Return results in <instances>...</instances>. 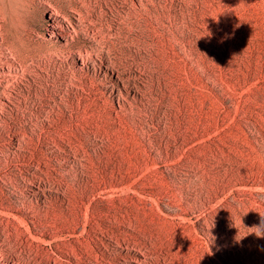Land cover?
Instances as JSON below:
<instances>
[{"label":"rangeland","instance_id":"1","mask_svg":"<svg viewBox=\"0 0 264 264\" xmlns=\"http://www.w3.org/2000/svg\"><path fill=\"white\" fill-rule=\"evenodd\" d=\"M15 5L0 264H264V0Z\"/></svg>","mask_w":264,"mask_h":264},{"label":"bare ground","instance_id":"2","mask_svg":"<svg viewBox=\"0 0 264 264\" xmlns=\"http://www.w3.org/2000/svg\"><path fill=\"white\" fill-rule=\"evenodd\" d=\"M16 0H0V28L3 30L1 31V35L5 44L6 50L9 52V56L13 58H19L22 52V40H21V31L19 28L15 27V22L19 18V11L16 9ZM80 16L78 20L84 19V11L82 9L75 10ZM86 15V14H85ZM71 27L77 29L75 24L70 18H67ZM57 23L53 25H57L61 27L62 30H65L64 25L57 19ZM9 22V23H8ZM8 30L10 34H7L5 30ZM54 34V32H53ZM10 42H9V41ZM1 71V70H0ZM4 72H0L3 74ZM7 95V93H6ZM11 97V96H10Z\"/></svg>","mask_w":264,"mask_h":264},{"label":"clouds","instance_id":"3","mask_svg":"<svg viewBox=\"0 0 264 264\" xmlns=\"http://www.w3.org/2000/svg\"><path fill=\"white\" fill-rule=\"evenodd\" d=\"M257 235H261V234H257Z\"/></svg>","mask_w":264,"mask_h":264}]
</instances>
